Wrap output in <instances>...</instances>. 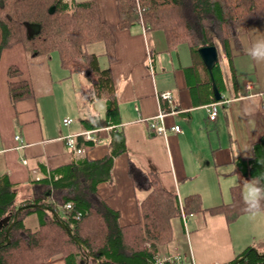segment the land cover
Listing matches in <instances>:
<instances>
[{"label": "crops", "instance_id": "0c3cea01", "mask_svg": "<svg viewBox=\"0 0 264 264\" xmlns=\"http://www.w3.org/2000/svg\"><path fill=\"white\" fill-rule=\"evenodd\" d=\"M96 2L102 19L116 35L117 59L111 66L121 116L117 129L124 131L127 146L114 160L111 180L100 182L98 192L119 212L121 225L138 222L145 193L136 190L129 175V157H133L157 173L164 188L176 192L180 200L199 194L207 208L189 217L187 229L180 217L172 220L175 238L161 256L180 254L186 264H230L252 247L245 237L237 246L233 231L237 222L248 220V213L229 222L225 214H212L208 208L230 202L236 185L244 196L241 183L255 176L250 172L252 163L264 161V64L243 53L245 46L264 35V21L248 25L241 33V46L233 49L231 62L220 53L223 98L217 101V118L211 120V103L204 102L202 91L194 92L190 86L189 70L198 61L190 47L181 44L169 49L162 30L146 29L142 23L122 29L117 0ZM53 56H30L21 44L0 53V177L8 174L18 199L33 197L34 179L50 176L54 169L84 156L101 159L111 150L112 126L96 129L99 142L85 148L84 154L68 148L65 137L84 128L80 121L73 125L63 102L67 94L64 83L72 74L61 66L58 54ZM12 64L22 71L13 79H26L32 90L31 97L16 102L9 87L8 68ZM196 70L197 78L203 80L206 74L200 63ZM79 74L81 82L86 81ZM248 82H252L250 88ZM165 91L172 92L173 103L162 98ZM95 104L99 108H93ZM77 106L79 119L105 111L104 100L85 102L79 97ZM162 109L167 112V135L156 134L145 120ZM66 118L72 119L70 125L64 124ZM174 125L181 130H170ZM17 134L23 140L21 148H17ZM24 222L36 228L39 216L30 214ZM258 251L262 253L264 248ZM38 264H66V260L56 255Z\"/></svg>", "mask_w": 264, "mask_h": 264}, {"label": "trees", "instance_id": "16d2710c", "mask_svg": "<svg viewBox=\"0 0 264 264\" xmlns=\"http://www.w3.org/2000/svg\"><path fill=\"white\" fill-rule=\"evenodd\" d=\"M117 9L120 28L143 22L146 29L166 34L169 49L181 44L190 47L198 58L189 70L190 86L194 92L202 91L208 103L218 100L199 49L216 44L231 62L233 49L241 46V33L248 25L264 21V0H117ZM30 25L37 28L32 30ZM96 42L104 43L102 53L87 50ZM17 44L30 56L57 53L70 75L81 73L89 84L91 100H104L105 111L79 121L84 130L112 126V139L111 150L103 158L84 156L54 169L50 176L34 179L31 198L18 199L8 174L0 177V264H38L56 255H63L66 264H157V257L175 238L172 220L181 218L179 195L165 189L157 173L145 169L133 157H129V175L136 190L145 193L139 204V221L121 225L119 212L98 192L100 182L111 180L114 160L127 151V146L124 131L117 129L121 116L111 66L117 59L116 35L102 19L96 0H0V53ZM104 56L105 67L100 62ZM198 62L206 74L203 80L197 78ZM213 72L222 92L220 61ZM21 74L15 64L8 68L13 102L32 96L26 79H13ZM82 144L89 149L95 143L78 141ZM250 172L255 176L264 174V166L253 162ZM67 203L73 207L67 209ZM182 203L188 214L207 209L199 194L187 195ZM208 210L225 214L229 222L247 214L238 185L232 187L230 202ZM33 213L39 216L36 228L24 222ZM247 252L238 264H264V255L252 247L230 264Z\"/></svg>", "mask_w": 264, "mask_h": 264}, {"label": "rangeland", "instance_id": "374dc122", "mask_svg": "<svg viewBox=\"0 0 264 264\" xmlns=\"http://www.w3.org/2000/svg\"><path fill=\"white\" fill-rule=\"evenodd\" d=\"M104 49H105V46L103 42H96V43L89 44L87 46V50L89 52H95L97 54L102 53ZM56 54H52L54 55L53 57L57 58ZM100 62L103 67L107 65L105 56L100 57ZM64 87L65 88L63 89L64 91H67V94L65 95V98H63V102L67 106V114H69V116L72 117L74 121L73 125L78 126L77 124L79 123L78 121H79L80 113H79L77 105L79 102V97L82 98L83 101L85 102H88V100H91L90 91L88 90V88L86 89V87H89V84L87 81L81 82L79 73H76V74L73 73L72 76L64 83ZM95 103H99V102H95ZM92 107L97 108L98 104H95ZM25 198H28V197H25ZM247 217H248V220H246L247 219L246 218L245 220L237 222V224L233 226L236 245L239 246V244H241L239 240L242 237H245L247 239V242H248V239L251 241L252 248L262 250L264 248V229L262 230L261 226L263 223V227H264V214H261V216H258L259 218H261V220L258 218H256L255 220L250 219L249 215ZM180 225H179V228H181Z\"/></svg>", "mask_w": 264, "mask_h": 264}, {"label": "built area", "instance_id": "2783aa9c", "mask_svg": "<svg viewBox=\"0 0 264 264\" xmlns=\"http://www.w3.org/2000/svg\"><path fill=\"white\" fill-rule=\"evenodd\" d=\"M136 1L138 2L139 0H136ZM141 23L143 24V22ZM144 28H146L145 25H144ZM251 86H252V82H248L247 87L250 88ZM161 96L163 99L167 100L169 103L174 102L171 91L162 92ZM218 104H219L218 102H214L208 105L209 118L211 120H215L218 116ZM166 114H167L166 110L162 109L156 116L145 119L149 121L150 127L155 131L156 134L167 135L169 129L165 125V122H164V118ZM71 122H72V119H69V118L64 119L65 125H70ZM95 130L96 129L83 130L78 133L69 134L68 136L65 137L68 148L74 151L78 155L84 154V152L86 151L85 146L78 145V138L80 137L82 141L88 140L96 144L97 142H99V139L94 135ZM170 130L179 132L181 128L179 125H174L170 127ZM15 140L18 142L17 148H21L22 142H23L21 135L19 134L15 135ZM23 162L27 163L25 159L23 160ZM180 206H181V219L184 222V227L187 229L189 217L192 216L193 214L192 213L188 214L185 212V210L183 209L182 200H180ZM72 207H73L72 203L66 204L67 209H70ZM157 264H186V259L183 258L180 254L159 256L157 257ZM191 264H195L194 261ZM214 264H225V263L217 261Z\"/></svg>", "mask_w": 264, "mask_h": 264}, {"label": "clouds", "instance_id": "9594fccd", "mask_svg": "<svg viewBox=\"0 0 264 264\" xmlns=\"http://www.w3.org/2000/svg\"><path fill=\"white\" fill-rule=\"evenodd\" d=\"M243 53L257 64H264V35L245 46ZM257 163L264 166V161H257ZM241 185L245 190L243 196L245 211L250 219L255 220L264 214V174L245 179Z\"/></svg>", "mask_w": 264, "mask_h": 264}, {"label": "water", "instance_id": "95a60500", "mask_svg": "<svg viewBox=\"0 0 264 264\" xmlns=\"http://www.w3.org/2000/svg\"><path fill=\"white\" fill-rule=\"evenodd\" d=\"M30 28L32 30H35L37 27H36V25H30ZM199 54H200V56H201V58H202V60H203V62L205 64V66L207 67V69L209 71V74H210V77L212 79L215 99L218 100V101L222 100L223 94L220 91V89H219V87H218V85H217V83L215 81L214 72H213L214 71V67L216 66V64L220 60V50H219V48H218V46L216 44H210L208 46L200 48L199 49ZM29 205L40 206L42 208H46L45 206L38 205V204H29ZM23 208L24 207L22 206V207H19L17 209L16 214H15L14 222H17L19 213L22 211ZM55 214L58 215L57 212H55ZM62 225H63V227L67 228L65 223H63ZM8 230H10V228ZM69 232L72 233L71 230H69ZM77 242L80 244V242L78 240H77ZM254 250L259 253V251L257 249H254ZM247 254H248V252L245 255H243L240 258H238L235 261L234 264H238L242 259H244L247 256ZM261 254L264 255V253H261ZM86 264H88V261L86 262Z\"/></svg>", "mask_w": 264, "mask_h": 264}]
</instances>
